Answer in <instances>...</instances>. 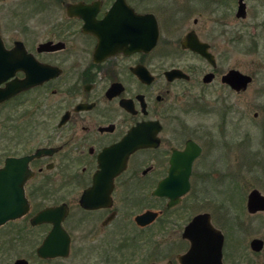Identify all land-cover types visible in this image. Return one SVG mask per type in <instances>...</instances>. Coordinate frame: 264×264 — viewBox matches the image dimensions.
<instances>
[{
  "label": "flooded vegetation",
  "instance_id": "obj_1",
  "mask_svg": "<svg viewBox=\"0 0 264 264\" xmlns=\"http://www.w3.org/2000/svg\"><path fill=\"white\" fill-rule=\"evenodd\" d=\"M12 12L17 23L21 14L28 16L26 36L6 40L0 18V37L28 66L32 84L0 102V170L9 158H29L21 167L28 210L0 226V259L11 251L9 264H64L74 249L80 254L100 243L104 257L93 264H134V257L109 255L115 234L132 226L136 232L123 246L142 239L153 246L147 264H218L207 248L196 246L195 236H185L197 216L208 215L224 238L222 264H264V210L247 208L262 224L249 240L250 259L237 242L228 253V232L189 199L196 182L203 186L212 177L200 161L207 156L208 167L219 163L207 152V117L221 108L226 126V91L241 95L253 82L250 75L246 90L237 91L226 75L247 73L225 64L241 51L244 37H251L253 51L254 42L257 48L264 40V0H15ZM26 78L18 69L0 91ZM126 140L148 144L133 150L112 179L96 178L102 154ZM188 143L199 148L190 186L170 206V197L155 191L184 183L172 159ZM95 182L109 187L86 195ZM55 230L68 251L44 258L38 249ZM19 247H32L34 258L19 257Z\"/></svg>",
  "mask_w": 264,
  "mask_h": 264
},
{
  "label": "rangeland",
  "instance_id": "obj_2",
  "mask_svg": "<svg viewBox=\"0 0 264 264\" xmlns=\"http://www.w3.org/2000/svg\"><path fill=\"white\" fill-rule=\"evenodd\" d=\"M14 1L3 0L0 4L3 36L8 41L11 37H23L22 34L26 36L22 27L26 25L24 20L28 19V16L21 14L18 23L12 20ZM249 22L250 20H248ZM35 24L36 33L41 34L43 31L42 22L36 21ZM17 27L20 33L16 31ZM252 46L251 37H244L241 43V51L231 54V57L226 61L225 67L227 69L237 66L240 71L252 75L254 79L241 95L231 94L229 90L226 91L228 99L226 126H222L221 114L223 112L221 108L207 117L211 137L210 140H207V152L215 156L219 163L216 168H212L207 166V156L200 161L205 168H208L206 171L212 177L203 186L195 181L189 197L195 201L196 212L209 211L218 226L228 232L229 237H231L227 244L228 253L231 252L232 255L237 242L241 248V256L242 250L243 252L245 250L250 259L253 255H251L248 246L249 240L254 237V228L257 230L262 227L260 219H254V215L248 212L247 197L254 188L264 193V40H259V47L257 48L254 42V51ZM215 92L217 93L218 89ZM255 113H258V116H255ZM195 179L197 180V176ZM134 232L136 231L131 226L126 233L115 234V246L109 255L112 258L134 257V264H147V257L153 246L144 242L143 239L137 245L133 243L130 248L126 246L130 241L125 243V238L131 237L130 235H133ZM261 232L264 234L263 227ZM2 234L0 233L1 239ZM41 236L43 235L38 236L39 239ZM35 240L34 242H36ZM124 243L126 248L123 246ZM99 244L94 243L92 247L83 250L80 254L76 253L78 248L74 249L70 259L64 260L62 263L93 264L98 259L102 260L104 254L100 251L101 247H97ZM120 246L122 247L120 248ZM78 247H80L79 243ZM104 248L108 249L107 247ZM9 249L11 247L7 248V250ZM106 249L104 250L107 251ZM16 252L19 257L34 258L32 257V247L30 249L19 247L18 250L15 249ZM10 254L11 251H8L6 256L2 254L0 264H9ZM243 259L245 260V257Z\"/></svg>",
  "mask_w": 264,
  "mask_h": 264
},
{
  "label": "water",
  "instance_id": "obj_3",
  "mask_svg": "<svg viewBox=\"0 0 264 264\" xmlns=\"http://www.w3.org/2000/svg\"><path fill=\"white\" fill-rule=\"evenodd\" d=\"M245 8V5L242 4V9ZM90 26L87 25L86 30ZM154 42V41H153ZM19 57L13 53V51H7L3 45V42L0 37V83L11 77L14 72L18 69L24 68L27 72L29 78H26L20 84L10 86L3 91H0V102L6 98L12 96L17 90L26 88L32 84L29 68L28 66H23L19 63ZM23 66V67H22ZM226 81L230 83L237 91H245L248 87V84L252 82V77L247 74H242L238 71H231L226 75ZM148 144L145 142L130 143L124 141L112 148H109L101 156V171L95 176L96 178H107L111 179L123 169V164L127 161L129 154L136 148ZM199 154V148L188 143L187 148L184 152L175 153L173 155L172 161L178 165V173L180 179L184 180L183 184H169L165 183L159 185L158 189L155 191L156 194L166 195L170 197V206H173L179 202V197L185 194L189 189V175L191 172L192 163L195 157ZM31 157H34L31 156ZM29 158H9L6 161L5 167L0 170V226L4 225L9 220H14L22 217L28 210L27 201L25 199L23 184L27 178L26 175H23L21 167L28 163ZM173 163V168L171 170V177H176L174 172L176 168ZM114 174V175H113ZM173 175V176H172ZM105 185L101 182H95L93 188L86 192V195L91 193L98 194ZM247 207L250 212L256 210H264V195L257 189H253L247 200ZM45 213V212H44ZM48 214V212H47ZM143 216H140L142 218ZM43 220V213L37 216L34 219V222H41ZM202 227H205L204 230ZM64 234V233H63ZM203 235V238L200 236ZM67 240V235L64 234ZM185 236H195L194 239L196 246H203L208 249L209 256L211 259L215 258L218 264H222V245H223V235L220 230L216 229L209 220L208 215H199L194 221L188 226ZM61 233L53 231L47 239L44 241L42 246L38 249L40 256L55 257L66 254L68 248L66 245H63ZM258 241V240H256ZM258 243V242H255ZM254 248V241L252 242ZM188 255L182 257L187 258ZM190 259V258H189ZM16 264H28L26 260L20 259ZM156 264V263H153Z\"/></svg>",
  "mask_w": 264,
  "mask_h": 264
}]
</instances>
